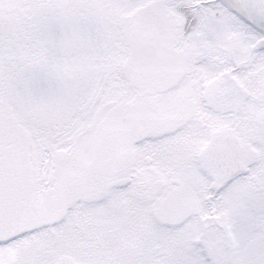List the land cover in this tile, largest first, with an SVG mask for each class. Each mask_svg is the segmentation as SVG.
Masks as SVG:
<instances>
[{
    "label": "snow or ice",
    "instance_id": "6c2138e0",
    "mask_svg": "<svg viewBox=\"0 0 264 264\" xmlns=\"http://www.w3.org/2000/svg\"><path fill=\"white\" fill-rule=\"evenodd\" d=\"M0 264H264V0H0Z\"/></svg>",
    "mask_w": 264,
    "mask_h": 264
}]
</instances>
